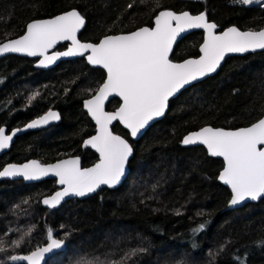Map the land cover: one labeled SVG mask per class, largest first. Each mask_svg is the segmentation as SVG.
<instances>
[{"label":"trees","instance_id":"16d2710c","mask_svg":"<svg viewBox=\"0 0 264 264\" xmlns=\"http://www.w3.org/2000/svg\"><path fill=\"white\" fill-rule=\"evenodd\" d=\"M69 8L84 16L79 38L90 41L152 25L162 8L203 12L216 30L232 24L264 27V0L247 5L239 0H0V42L21 34L33 18ZM202 36L201 30L184 34L170 58L197 55ZM104 75L84 56L59 60L46 69L36 68L34 58L0 57V126L23 124L49 108L61 114L48 127L17 135L0 156V168L10 161L48 162L69 154H78L83 166L95 161L94 150L82 146L94 131L82 101ZM119 103L113 97L106 108ZM263 113L264 50L230 55L215 73L171 98L165 115L130 140L129 170L117 187L48 208L41 198L56 189L55 179L0 180V247L5 249L0 264H23L10 257L46 242L49 229L66 246L45 264H264V196L226 208L231 193L217 177L222 160L202 145L181 143L187 131L204 124L237 127ZM112 129L129 138L118 122ZM200 225L204 227L194 231ZM22 237L23 243L15 247L13 242ZM135 249L144 251L125 259Z\"/></svg>","mask_w":264,"mask_h":264},{"label":"snow or ice","instance_id":"6c2138e0","mask_svg":"<svg viewBox=\"0 0 264 264\" xmlns=\"http://www.w3.org/2000/svg\"><path fill=\"white\" fill-rule=\"evenodd\" d=\"M239 2L247 5L254 0ZM128 7H133V4ZM84 24L80 12L71 9L51 19L29 22L23 35L0 44V54L11 52L44 57L40 61L41 66H47L60 56H82L90 52L88 62L100 65L107 71V79L93 98L84 104L97 125L96 135L84 142L99 152L97 164L81 169L78 159L63 160L47 167L31 161L20 167L9 165L0 171V177L23 176L25 180L39 179L49 173L58 177V183L64 188L43 201L49 208L56 207L64 197H82L94 192L102 184L112 187L119 183L133 150L126 140L109 130L108 125L113 120H119L135 137L149 121L164 114L170 97L192 81L214 72L226 53L264 49V30L241 32L236 27H230L220 34H214L217 25L207 22L204 13L192 16L188 12L176 14L171 10L160 11L155 15L154 27H141L127 34L105 36L97 44L77 40L76 34ZM191 28H202L206 33L204 43L200 46L199 59L171 62L169 52L173 41L180 32ZM61 40H70L72 46L65 52L45 55L49 48ZM111 93L120 96L123 103L116 112L106 113L103 111V102ZM54 119H59V116L49 111L27 127L35 128ZM11 139L12 136L0 128V149L7 148ZM183 143L205 145L211 156L223 157L224 168L219 179L231 188L230 205L264 196V147H258L264 146V118L235 131L204 127L186 136ZM203 227L200 225L194 231ZM22 243L23 237L13 242L15 247H20ZM64 243V240L54 239L49 229L46 246L37 247L29 255L10 258L22 259L28 264H40L46 253L61 248ZM3 251L5 249L0 247V252ZM139 251L144 249L133 250L125 259ZM113 264L124 262L122 260Z\"/></svg>","mask_w":264,"mask_h":264},{"label":"water","instance_id":"95a60500","mask_svg":"<svg viewBox=\"0 0 264 264\" xmlns=\"http://www.w3.org/2000/svg\"><path fill=\"white\" fill-rule=\"evenodd\" d=\"M71 9H76V10H78L77 8H69V9H66V10H63V11H60V12H57V13H55V14H53V15L44 16V17H39V18H33V19L29 20L27 23L32 22V21H34V20H47V19H51V18H53V17H55V16H57V15H61V14L65 13V12L71 10ZM164 10H171V11H173V12L176 13V14H181V13H183V12H188V13H189L190 15H192V16H196V15H199V14L203 13V12L192 13V12H190L189 10H186V9H184V10H180V11H175V10H173V9H171V8H162V9H160V10L156 13V15H157L160 11H164ZM78 11H79V10H78ZM79 12H80V11H79ZM80 14H81V13H80ZM81 15H82V14H81ZM82 16H83V15H82ZM205 16H206V14H205ZM83 18H84V16H83ZM154 19H155V16L153 17L152 25H142V26H139V27H137V28H135V29H133V30L126 31V32L108 33V34H105V35H103L102 37H100L97 41L82 40V39L79 38V33H80L81 29L83 28V26H84V25H83V26L80 28V30L77 32V34H76V38H77V40H78L79 42H81V43H93V44H97V43H99L100 40H102L105 36L127 34V33H130V32H132V31H136V30H138V29L141 28V27H154V26H155V24H154ZM84 20H85V18H84ZM206 20H207V22H209V23H214V21L209 20V19L207 18V16H206ZM27 23H26V25H27ZM173 24H175V22H173ZM26 25H25L24 31H23L21 34H19V35H17V36H14V37H11V38H8V39H5V40L1 41L0 44L7 43V42H8L9 40H11V39H17V38H19V37H20L21 35H23L24 32L26 31ZM230 27H236V28H237L239 31H241V32H247V31H251V32H259V31H261V30H264V27H260V28H257V29H242V28H239L238 26L232 24V25L226 26V27L223 28L222 30H216V28H215V29L213 30V32H214V34H220V33H222L223 31L227 30V29L230 28ZM192 30H201V31L203 32V36H202L203 38H202V41H201L200 44L198 45V54L195 55V56H188V57H185V58H183V59H181V60H173V59H171V58H170V54H171L172 49H173L174 45L176 44V42H177V41H178V40H179L184 34L190 32V31H192ZM205 35H206L205 30L202 29V28H191V29H186V30L180 32L179 35L176 37V39L173 41L172 49H171V51L169 52V60H170L171 62H173V63H183L185 60H189V59H199V56L201 55V53H200V46L204 43V37H205ZM64 42L66 43V46H65L64 48H61V49H57V48H56V46H57L59 43H64ZM71 46H72V42H71L70 40H61V41H57V43H56L52 48H49V49H48V51L45 53V55H47V56H53V55H55L56 53L65 52V51H67L68 48L71 47ZM258 50H264V49L250 50V51H247V52H244V53H226L225 56H224V58L221 60L220 65L217 67V69H216L214 72L209 73V74L205 75L204 77L198 78L197 80L192 81L190 84H192V83H194V82H197V81H199V80H201V79H203V78H205V77H207V76H209V75L215 73V72L220 68L221 64L223 63V61L225 60V58H226L227 56H230V55H243V54H245V53H248V52H254V51H258ZM7 54H16V55H20V56H26V57L34 58V59H35V60H34V66H35L36 68H42V69H46V68L51 67L52 65H54V64H55L56 62H58L59 60L66 59V58H75V57L81 56V55H76V56H60V57L56 58L55 60H53L52 63L47 64V66H41L40 61H41L42 59H44V57H42V56H39V55H37V56H29V55H27V54H25V53H11V52H9V53L0 54V57L5 56V55H7ZM88 55H90V52H85V54L82 55V56H84V58H85V60L87 61V63L90 64V63L88 62V60H87V56H88ZM90 65L93 66V67H100V68H102V69L105 71V77H104L103 81L100 83V85L98 86V88L95 90V92H94L92 95H90V96L84 98L83 101H82V104H83V108H84V110L87 112L88 116L91 118V120L93 121V123H94V125H95L94 132H93L92 134L86 136V137L82 140V146H83V147H88V148H91L92 150H94V151L97 153V155H98V159L95 160V161H94L93 163H91V164H88V165L83 166V165L81 164V158H80V156L77 155V154L65 155V156L59 157V158H57V159H55V160L49 161V162H41V161H40L39 159H37V158H29V159H26V160H23V161H20V162H7V163H5V164L0 168V171H3V169L6 168V167H8L9 165H16L17 167H20V166H22V165H24V164H28V163H30L31 161H36V162H38L41 166H43V167H47V166H49V165L57 164V163H59L60 161H63V160L78 159V160H79V166H80L81 169L91 168V167H93L95 164H97V163L99 162V160H100V154H99V152H97L96 149L93 148L91 145H85V143H84L86 140L90 139L92 136H95L96 133H97V125H96V121L92 118V116L89 114L88 110L84 107V104H85V101H86V100H89V99H92V98H93V96L95 95V93L98 91L99 87H100V86L104 83V81L107 79V71H106V69H104V68H103L102 66H100V65H92V64H90ZM190 84H188V85H190ZM188 85H185L184 87H186V86H188ZM184 87H183V88H184ZM183 88H181L177 93H175L172 97H170L169 100H170L171 98L175 97V96H176V95H177V94H178ZM113 96H117V97L119 98V100H120V103H119V105H118L117 107H115L114 109H107V108H106V103H107V101H108L111 97H113ZM122 103H123V100H122V98H121L120 96L116 95L115 93H111V94H109V95L107 96V98H106V99L104 100V102H103V111L106 112V113H114V112H116V111L119 109V107L121 106ZM168 106H169V101H168V104H167V107H166V109H165L164 114L161 115V116H159V117H155V118H153L151 121H149V123H148L143 129H141V131H140L135 137H133V136L131 135V131H130V129L126 128L122 123H120L119 120H113V121L108 125L109 130L112 132L113 135L120 136L122 139L126 140V141L129 143V145L132 147V150H133V146H132V143H131L130 140H137V139H138V138L144 133V131L146 130V128H147L151 123H153V122L156 121L157 119L163 117V116L165 115L167 109H168ZM49 111L57 113V115L59 116V119L50 120L47 124H41V125H39L38 127H35V128H28V127H27V125L30 124L32 121H34V120H38L40 117L45 116ZM261 118H264V113H263L258 119H256L255 121H253V122H251V123H249V124H247V125H241V126H237V127H224V126H213V125H211V124H204V125H202V126H200V127H198V128L191 129V130L187 131V132L182 136V138H181V143L184 144V143H183V140H184V138H185L186 136L190 135L191 133H194V132L200 131V130H201L202 128H204V127H211V128H214V129H223V130H226V131H235V130H239V129H241V128L249 127V126H251L253 123L258 122V120L261 119ZM60 119H61V114H60L59 110H57V109H55V108H49V109L45 110L44 112H42L41 114H39V115H37V116H35V117H33V118L27 120L24 124H22V125H20V126H15V127L11 128V129H7V127H6L5 125L0 126V128H4V129H5V134H7V135H11V136H12L11 141H9V145H8V147H7V148H4V149H0V156H1L3 153L7 152V151L10 149V147H11V145H12V142H13V140H14V138H15L16 135L21 134V133H23V132H25V131H28V130L39 129V128L47 127V126H49V125H51V124H54V123L58 122ZM116 122H118L123 128H125V129L128 131L129 138L123 136L122 134H120V133H118V132H115V131L112 129V126H113ZM13 133H15V134L13 135ZM184 145H185V144H184ZM189 145H202V144L196 143V144H189ZM202 146H203V147L206 149V151H207L206 146H205V145H202ZM258 147H264V146H258ZM207 153H208V151H207ZM208 154H209V153H208ZM132 155H133V151H132V154L129 156V158H128L126 164H125L124 175L121 177L119 183H117L116 185H114V186H112V187H109L108 185H104V184H102V185H100V186H99L94 192L88 193V194H86L85 196H82V197H81V196H72V195L67 196V197H64V198L61 200L60 204H61L62 202H64V201L68 200V199H71V198H85V197H88V196H90V195L96 193L98 190H100V189L103 188V187H108V188H114V187H117L119 184H121V182L123 181V179L126 177V175H127V173H128V170H129L128 162H129V159L132 157ZM209 155H210V154H209ZM217 158H220V159L222 160V167L220 168V170H219V172H218V175H217L218 180H219L223 185H225V186L229 189V191H230V193H231V196H230V199H229V201H228V203H227V205H226V208H228V209L238 208V207H241V206H243L244 204L249 203V202H257L259 199H261V198L263 197V196H262V197H259V198L256 199V200L245 199V200L242 201L240 204H237V205H230L229 202H230L231 197H232L231 188H230L228 185L224 184L223 181H221V180L219 179L220 173L223 171V168H224L223 157H217ZM7 178H8V179H22L24 182H35V181H40V180H43V179H46V178H53V179H55V181H56V186H57L56 189H54L51 193L46 194V195H44V196L41 198V203H42V205L45 206V207H48V206L45 205V204L43 203V201H44L45 199H48V198H50L51 196L55 195L56 192H58V191H62L63 188H64L63 185H60V184L58 183V179H59V178L56 177L55 175H53L52 173H49L48 175H45V176H41L39 179H29V180H25L23 176H10V177H0V180H2V179H7ZM60 204H58L56 207H58ZM56 207H54V208H56ZM48 208H49V207H48ZM53 238H54V239H58V240H63V239H61V238H59V237H57V236H54V235H53ZM64 241H65V240H64ZM47 242H48V240H47L46 242H44L43 244L37 246V247H43V246H46ZM65 246H66V242L64 243V245H63L61 248H59V249H55V250H53V251L50 252V253H46V254L44 255L43 259L40 261V264H45L46 261L49 259L50 256H52L54 253H56V252L62 250L63 248H65ZM37 247H35V248H33V249H31V250H29V251H27V252H21V253H19L17 256H26V255H29L30 252H31V251H34ZM17 261L20 262V263H23V264H28L27 261L22 260V259H17Z\"/></svg>","mask_w":264,"mask_h":264},{"label":"flooded vegetation","instance_id":"af4514ba","mask_svg":"<svg viewBox=\"0 0 264 264\" xmlns=\"http://www.w3.org/2000/svg\"><path fill=\"white\" fill-rule=\"evenodd\" d=\"M34 60H35V59H34ZM104 72H105V71H104ZM104 77H105V75H104ZM103 79H104V78H103ZM102 81H103V80H102ZM99 85H100V84H99ZM99 85H98V86H99ZM97 88H98V87H97ZM113 97H117V96H113ZM113 97H111V98H113ZM111 98H110V99H111ZM110 99H109V100H110ZM107 102H108V101H107ZM106 104H107V103H106ZM118 105H119V104H118ZM34 117H35V116H34ZM32 118H33V117H32ZM30 119H31V118H30ZM28 120H29V119H28ZM25 122H26V121H25ZM25 122H24V123H25ZM24 123H23V124H24ZM20 125H22V124H20ZM20 125H17V126H20ZM51 125H52V124H51ZM49 126H50V125H49ZM13 127H15V126H13ZM13 127H11V128H13ZM47 127H48V126H47ZM112 127H113V126H112ZM11 128H9V129H11ZM43 128H45V127H43ZM7 129H8V128H7ZM39 129H40V128H39ZM94 129H95V125H94ZM32 130H36V129H32ZM93 132H94V131H93ZM93 132H92V133H93ZM92 133H91V134H92ZM21 134H22V133H21ZM18 135H19V134H18ZM16 136H17V135H16ZM16 136H15V137H16ZM14 139H15V138H14ZM13 141H14V140H13ZM94 152H95V151H94ZM95 153H96V152H95ZM3 154H4V153H3ZM96 154H97V153H96ZM69 155H70V154H69ZM77 155H78V154H77ZM97 159H98V155H97ZM97 159H96V160H97ZM40 161H41V160H40ZM10 162H15V161H10ZM41 162H43V161H41ZM48 162H49V161H48ZM93 162H94V161H93ZM93 162H92V163H93ZM7 179H8V178H7Z\"/></svg>","mask_w":264,"mask_h":264},{"label":"rangeland","instance_id":"374dc122","mask_svg":"<svg viewBox=\"0 0 264 264\" xmlns=\"http://www.w3.org/2000/svg\"><path fill=\"white\" fill-rule=\"evenodd\" d=\"M258 1H260V0H258ZM254 2H257V0H254ZM254 2H253V3H254Z\"/></svg>","mask_w":264,"mask_h":264}]
</instances>
